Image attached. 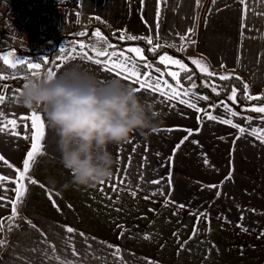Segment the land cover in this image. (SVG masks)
<instances>
[{
	"label": "crops",
	"instance_id": "0c3cea01",
	"mask_svg": "<svg viewBox=\"0 0 264 264\" xmlns=\"http://www.w3.org/2000/svg\"><path fill=\"white\" fill-rule=\"evenodd\" d=\"M45 1L27 0V4L36 8ZM58 1L67 4L66 9H58L61 20H74L77 33L89 34L101 29L109 38L118 39L121 30L126 29L125 35H150L153 45L169 46L180 53L186 49V57L201 61L210 71L239 76L248 85L264 88V15L254 14L256 11L264 13V3L257 5L247 0L244 21L247 27L241 34L239 0H216L215 3L200 0L199 6L196 0H160L159 7L157 0H144L142 8L140 0H52ZM193 27L196 32L187 42L181 41L179 36ZM73 38L79 36L65 40ZM193 40L194 44L190 42ZM135 42L146 43V40ZM65 46L73 47L69 41L62 47ZM90 55L95 54L90 52ZM83 65L86 72L99 81H104L108 75L90 62L84 61ZM74 66L80 68L81 62L77 60ZM48 67L56 65H46L40 76L46 75ZM8 77L6 82L0 81V94L12 99L6 100L0 109L10 117L11 114L21 116L38 111L46 127L42 141L44 154L36 157L29 173L39 184L28 186L29 192L16 221L19 227L8 233L9 246L0 249V264H56L44 255L45 250L52 255V250L43 242L41 233L56 244V255L76 260L70 249L64 247V238L73 235L66 233L64 226L85 234V237L76 234L73 240L77 252L81 253V264H97L91 252L84 255L85 238L97 255L110 251L101 242L118 245L128 264H147L149 260L154 264H264V144L249 134L253 127L264 128L259 117L228 113L217 116L245 127L247 131L240 134L237 128L219 119H207L204 112H197L178 99L167 101L158 94L138 93L157 113L159 126L147 136L133 133L131 144L110 146L118 161L113 173L116 170L127 172L137 192L135 197L122 192L119 201L114 203L116 194L106 185L89 188L69 183L72 174L61 163L57 137L43 109H27L20 102L19 93L3 87L7 83L9 89L23 91L27 78L35 76L29 73ZM17 96L19 99L15 98ZM211 101L201 99L197 107L206 109ZM221 108L225 112V107ZM244 117H252L251 123ZM185 129L193 130L192 134ZM185 136L187 140L183 139ZM178 144L180 147L176 150ZM133 147L135 152H131ZM30 148L31 139L26 141L0 133V155L16 168L22 170ZM129 155L132 157L130 167L125 161ZM140 173H143V181L138 178ZM0 174L16 176V172L3 162H0ZM229 175L231 179H227ZM154 179L160 180V184L148 183ZM65 183H69L66 189ZM209 185L219 187L210 188ZM100 187H104L113 199H107L99 191ZM46 190L60 194L53 195V199L62 211L53 207ZM153 192L156 195L153 196ZM7 195L13 197L14 193L9 191ZM145 196L150 198L145 199ZM6 215H10V206L0 208V216ZM28 220L37 228H32ZM194 227L197 229L195 236Z\"/></svg>",
	"mask_w": 264,
	"mask_h": 264
},
{
	"label": "snow or ice",
	"instance_id": "6c2138e0",
	"mask_svg": "<svg viewBox=\"0 0 264 264\" xmlns=\"http://www.w3.org/2000/svg\"><path fill=\"white\" fill-rule=\"evenodd\" d=\"M141 2V8L143 7L144 0H140ZM216 0H213V3H215ZM241 8V34H243V29L247 27V25L244 23V21L247 19V12H248V2L247 0H239ZM254 4H261L264 3V0H253ZM157 4L159 7L160 0H157ZM197 6L200 5V0H196ZM257 16L264 15V13L256 11L254 13ZM79 15V13H77ZM99 19V17H97ZM147 24V21H145ZM159 24V11L157 12V23L156 27L158 28ZM125 30H121V33L118 37V40H146L147 45H152V47L149 48V51L152 53H155L158 48L161 47L159 44L153 45V38L152 36H134V35H125ZM196 32V28H189L187 34L180 35L179 38L181 41L187 42L190 35H193ZM79 37H85L87 33L80 32L76 34ZM93 35L98 39L105 42L106 47L103 49L94 47L91 45H87L82 41H73V45L78 44L79 51H77V47L73 46L72 48H68L67 46L62 47L59 49L60 55H58L55 60H48L44 59L42 63L44 65H47L49 63L55 64L56 67H48L46 68V74L49 77H56L63 72H59L58 70L60 68H64L67 70L69 67H72L75 65L77 60L81 62L80 69L84 70L85 72L87 69L84 68L83 62L87 61L90 62L92 65L98 66V70L104 73H108L107 76H105L104 81L97 82L101 85H103L106 82H109L110 79L119 78L126 82H129L131 84L136 85L135 89L138 93L144 92V93H154L158 94L165 98V100L170 101L172 99H178L181 104H186L187 107L192 108L196 110L197 112H204L207 119L211 120H217L219 119L221 123L231 125L234 128H237L240 134H244L247 130L245 127L241 126L240 124L234 123L232 119H226V118H220L211 114H208L205 109H201L197 107V102H193L190 99H184L182 97H188L189 96V90L185 89L183 84H181L180 78H179V72L178 71H168L167 75L171 76L172 79L175 81V87L170 84L166 79H164L165 73L159 68L155 67L154 71L155 73H158L159 75L154 76L151 71H149V68H152L153 66L148 64L146 57H144L143 52L144 50L140 47H128L124 49H117V46L109 43L107 40V37L103 36L99 29H97ZM191 43H195V41H190ZM89 47H91L92 52L95 55H90L89 52L86 50ZM129 53L135 54V57L128 55ZM103 58V59H102ZM137 59L143 62L142 65L137 64ZM160 62L164 63L165 61L171 60L173 64L177 65L180 71L188 72L189 69L186 65H184L180 60H172L171 57L168 56H160ZM0 60L3 61L4 65H7L8 68L12 70H16L18 66H26L27 69L31 70L32 76H40L41 70H42V63L40 62H32L30 60H27L23 57L16 56L15 52H7L4 55L0 56ZM193 64H196L198 67H200L201 72L205 73L207 76H218V79L221 81H227L230 79L235 78L236 80H240L243 85V91H244V99L248 101L252 100H261L264 99V96L260 95H251L249 92V85L246 82H243L242 78L239 76L233 77L232 74H220L210 71L207 65H203L201 61L199 60H192ZM141 67L144 68V71L141 72ZM223 67V65H221ZM64 70V71H65ZM14 78V77H13ZM9 77L4 74H0V81H7ZM187 80H192L191 75H188L185 77ZM204 86L208 87L209 84L207 82H204ZM4 89L6 91H13L15 93H19V95H22V89H9L7 83L3 85ZM24 87V85H23ZM196 85L192 84L191 88L195 89ZM212 91L216 93V95H219L220 93L217 91V87L213 83L211 85ZM237 88L235 86H232L230 95L228 96V99L236 102L237 100ZM16 99H19V97H15ZM12 99V97H6L3 94H0V105H3L6 100ZM205 100L207 101L209 97L207 95L205 96H197L196 100ZM223 103V102H222ZM174 107V105H172ZM225 112L230 114L231 116H238L240 113L234 111L231 107L228 105H224ZM245 111H251L255 113L264 114V105L261 106H251L244 109ZM243 119H247L249 123L252 121V117H244ZM259 119L264 122V116L259 117ZM30 121V123H29ZM23 122V123H21ZM45 120L42 117L41 113L38 111H32L29 114L16 116L15 114H11V117L9 114H6L2 109H0V133L7 134L16 138H22L24 140L31 139V150L27 151L26 158L23 160V167L22 170L20 168H16L13 164L9 163L3 155H0V162H3L6 164L9 168H12L16 172V176L9 177L4 174H0V208H8L10 206V215L6 216H0V249L7 248L9 246V241L7 238V233H11L15 228H18L19 225L16 223V221L19 219L20 216V206L24 203V200L29 192V184L31 185H37L39 184V181L35 178H32L29 173L31 168L33 167V164L36 160V157L38 155L44 154V145L42 144V141L45 137ZM155 131V130H154ZM167 131H172V129H167ZM184 131L188 132L189 135L192 134L191 129H185ZM250 135L255 136L262 144H264V128L261 127H253L250 129L249 132ZM184 140L188 139V136H185L183 138ZM183 141H181L182 143ZM192 143H198L197 141H191ZM127 143L131 144L132 141L129 139ZM180 145H176V150H179ZM136 148L133 147L131 149V152H135ZM157 155H159L157 153ZM146 160V157L143 158ZM171 160L172 157H169ZM126 163L131 166L132 157L131 155L127 156L125 158ZM205 163L207 164L208 161L205 160ZM139 180L143 181L144 176L143 173H140ZM227 179H231V176L229 175ZM171 177H169V183H170ZM27 181V183H26ZM148 183L152 184H160V180H151L148 181ZM8 185H14L15 187H12L11 189L8 187ZM100 185H106L111 193L116 194L117 200L114 201L118 202L120 198V194L122 192H127L131 196L135 197L137 195V192L132 187L131 179L127 172H121L120 170H116L115 173L112 174L111 178L107 181L101 182ZM40 186L43 188L44 185L40 184ZM138 186V185H137ZM210 188H217L218 185H209ZM11 191L14 193L13 197H9L7 193ZM48 194V198L51 201L53 207L57 209V211H62L60 209L59 205L57 204L56 200L53 199V195L59 196L60 194L53 193L50 190H46ZM99 191L109 200H112V195L109 194V192H105L104 187H100ZM161 195H163V190H158ZM152 195H156V192H153ZM150 197L145 196V199H149ZM69 208H71V205H68ZM180 208H183L184 205H179ZM119 211V209H117ZM195 215V214H194ZM241 219H243V216H241ZM32 228H37L36 225L32 224L30 220L26 221ZM243 228V226L241 225ZM64 230L68 234H73L66 236L63 240L64 247L66 249H70V253L73 257H76V260H69L67 257H61L60 255H56L57 247L56 244L52 241H48L47 237L44 233H41V236H44V243L47 245L48 248L52 250V255H49L47 250L44 251L45 257L48 259L55 261L56 264H81V260L79 259L81 257V253L77 252L75 244L73 243L74 236L78 234L80 237H85V234L83 232H78L77 229L71 226H64ZM244 231H248L247 228H243ZM197 234V229L194 227L193 229V236ZM122 235V233H121ZM146 239L149 237H145ZM93 240H95V237H92ZM85 244H87V249L84 253V255H88L89 252H91L92 259L97 262V264H128V262L124 259L123 252L121 248L118 245H113L108 242H101L102 245L110 249V251L103 255H97L94 250H92V245L88 243L87 238H85ZM32 251H36V249H33ZM111 258V259H109ZM147 264H154L153 261L149 260L147 261Z\"/></svg>",
	"mask_w": 264,
	"mask_h": 264
},
{
	"label": "clouds",
	"instance_id": "9594fccd",
	"mask_svg": "<svg viewBox=\"0 0 264 264\" xmlns=\"http://www.w3.org/2000/svg\"><path fill=\"white\" fill-rule=\"evenodd\" d=\"M20 102L29 110L43 109L61 163L72 174L69 183L78 187L111 178L118 161L110 146L126 143L133 133L147 136L159 126L157 113L135 87L119 79L101 85L76 66L56 77L27 78Z\"/></svg>",
	"mask_w": 264,
	"mask_h": 264
},
{
	"label": "built area",
	"instance_id": "2783aa9c",
	"mask_svg": "<svg viewBox=\"0 0 264 264\" xmlns=\"http://www.w3.org/2000/svg\"><path fill=\"white\" fill-rule=\"evenodd\" d=\"M32 10L27 0H0V42L20 50L37 51L49 45L64 46L66 38L76 36L77 23L61 20L58 9L64 1L43 2Z\"/></svg>",
	"mask_w": 264,
	"mask_h": 264
},
{
	"label": "trees",
	"instance_id": "16d2710c",
	"mask_svg": "<svg viewBox=\"0 0 264 264\" xmlns=\"http://www.w3.org/2000/svg\"><path fill=\"white\" fill-rule=\"evenodd\" d=\"M110 39H111L112 44L117 46V49H124L127 46L133 45L135 43L142 45L147 55L146 57L147 62L152 63L154 66L159 67L163 69L164 71H166L167 67L159 62V57L163 53H171L182 59H185L188 63H191V60L188 57H186L183 53H180L169 46H161L160 48L157 49L155 53H152L149 51V46L145 42L121 41L113 37H110ZM7 49H15L21 53L26 54L28 56V60L32 62H39V61L42 62V60L44 59L55 60V58L58 55H60L59 53L60 48L56 44L52 46L49 45V46L42 47L37 51H24L8 43L0 42V53L4 52ZM29 73H31V70H26L25 66H20V68H17L16 70H12L8 68L7 65H4L2 60H0V74H4L7 76H16V75L29 74ZM188 75H191L192 80L185 79V77ZM233 77H235V75H233ZM179 78H180L181 84H183L185 89L196 92L199 95L200 94L203 96L207 95L209 97V100H212L217 103L225 102L238 113L247 114V115H251L254 117H261L264 115V114L244 110L245 108L251 107L254 105H263L264 99L252 100V101H248L244 99L243 85L240 80H236L235 78H233L227 81H221L218 79V76H207L205 73L199 71L194 64H191V69L188 72H183ZM204 82H207L209 86L205 87ZM243 82L245 81L243 80ZM213 83L217 87V91L220 93L219 95H216V93L212 91L211 85ZM172 84L175 85L174 80L172 81ZM192 84L196 85L195 89L191 88ZM232 86H235L238 90L236 102H233L228 99Z\"/></svg>",
	"mask_w": 264,
	"mask_h": 264
},
{
	"label": "rangeland",
	"instance_id": "374dc122",
	"mask_svg": "<svg viewBox=\"0 0 264 264\" xmlns=\"http://www.w3.org/2000/svg\"><path fill=\"white\" fill-rule=\"evenodd\" d=\"M51 2H52V0H50ZM30 7V6H29ZM32 10H36L37 8H32V7H30ZM100 30V32L102 33V35L103 36H105V37H107V40H108V42L109 43H112L111 42V39L108 37V36H106V35H104L105 34V32L103 31V30H101V29H99ZM67 40V39H66ZM64 41V43L65 44H67L68 43V41L70 42V44H71V46H76L77 47V51H79V47H78V44H76V45H73V41H82V42H84L85 44H87V45H91V46H94V47H98V48H101V49H103L104 47H106V44H105V42L104 41H102V40H98L94 35H93V33H87V35L85 36V37H79V38H73V39H69L68 41ZM128 47H140V48H142L143 50H144V48H143V46L142 45H140V44H138V45H130V46H127L126 48H128ZM59 48H62V47H59ZM88 52H89V54H90V52H92V50H91V47H89L88 49H86ZM184 51V53L186 54L185 56H187V54H188V50H183ZM7 52H15V54H16V56H19V57H23V58H25V59H27L28 60V56L26 55V54H24V53H21V52H19V51H17V50H15V49H7V50H5L4 52H2V53H0V56H2V55H4L5 53H7ZM181 53H183V52H181ZM183 53V54H184ZM128 55H130V56H133V57H135V54H131V53H129ZM143 55H144V57H147V55H146V53H145V50H144V52H143ZM161 56H168V57H171L172 58V60H180L184 65H186L187 66V68L190 70L191 69V64H193L192 63V61H191V63H188L185 59H182V58H180V57H178V56H176V55H173V54H171V53H163ZM160 58V57H159ZM103 59V58H102ZM43 61V60H42ZM40 63H42L41 61H39ZM137 64L138 65H142L143 64V62L142 61H140L139 59H137ZM159 62H160V59H159ZM161 63V62H160ZM148 64H150V65H152L153 67L152 68H149L148 70L149 71H151L152 73H153V75L154 76H156V75H159L158 73H155V71H154V68L156 67V66H154L152 63H149L148 62ZM161 64H163L164 66H166L167 68H166V71H164L163 69H161L164 73H165V76H164V79H166L169 83H172V81H173V79H172V77L171 76H168L167 75V72L170 70V71H178L179 72V77H180V75L183 73V71H180L179 70V68H178V66L177 65H175V64H173L172 63V61L171 60H168V61H165L164 63H161ZM48 65V64H47ZM55 65V64H54ZM196 67H197V69L199 70V71H201L200 70V68H198V66L196 65V64H194ZM46 65H44L43 63H42V68H44ZM18 68H20V66H18ZM25 68H26V70H29V69H27V67L25 66ZM142 68V70L144 71V68L143 67H141ZM173 85V84H172ZM175 86V85H174ZM249 92H250V94L251 95H260V96H263L264 95V88H262V87H259V86H257V85H252V84H249ZM197 96H203V95H199L198 93H196V92H193V91H189V96L188 97H182V98H184V99H190L191 101H193V102H197V100H196V97ZM209 100V99H208ZM222 104V105H221ZM221 104H219V103H217V102H214V101H211L210 103H209V106H207L206 107V109L205 108H201V109H205L206 110V112L208 113V114H211V115H214V116H224V115H227V113H225L224 111H222L223 109L221 108V106H224L225 104L226 105H228L227 103H225V102H221ZM264 105V104H263ZM229 106V105H228ZM255 106H261V105H255ZM230 107V106H229ZM235 111V110H234ZM237 112V111H236ZM240 115H247V114H241L240 113ZM250 116V115H249ZM264 116V115H263ZM7 236H8V233H7Z\"/></svg>",
	"mask_w": 264,
	"mask_h": 264
},
{
	"label": "water",
	"instance_id": "95a60500",
	"mask_svg": "<svg viewBox=\"0 0 264 264\" xmlns=\"http://www.w3.org/2000/svg\"><path fill=\"white\" fill-rule=\"evenodd\" d=\"M40 113V112H39ZM42 115V114H41ZM42 117H43V115H42ZM30 150H31V148H30ZM26 158V157H25ZM26 183H27V181H26Z\"/></svg>",
	"mask_w": 264,
	"mask_h": 264
}]
</instances>
